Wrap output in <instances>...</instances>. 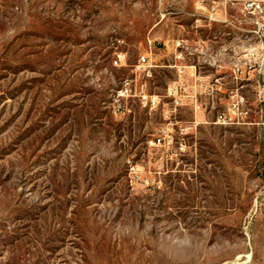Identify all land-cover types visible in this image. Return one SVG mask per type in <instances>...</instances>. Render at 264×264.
<instances>
[{
  "label": "rangeland",
  "instance_id": "374dc122",
  "mask_svg": "<svg viewBox=\"0 0 264 264\" xmlns=\"http://www.w3.org/2000/svg\"><path fill=\"white\" fill-rule=\"evenodd\" d=\"M0 264H264V0H0Z\"/></svg>",
  "mask_w": 264,
  "mask_h": 264
},
{
  "label": "crops",
  "instance_id": "0c3cea01",
  "mask_svg": "<svg viewBox=\"0 0 264 264\" xmlns=\"http://www.w3.org/2000/svg\"><path fill=\"white\" fill-rule=\"evenodd\" d=\"M184 42H185V40H184ZM188 46H189V49H190V52H191V50L193 49V47H192L191 44H188ZM195 50L198 51L200 54L207 56V54H206L207 53V47L205 46V44L199 43L196 46ZM220 54H222V52L221 51H218V53H216V57L213 59V61L209 60L210 59L209 58L208 60L207 59H204V62H207V63L209 62L213 66H222V63L218 62V59H217V56L220 55ZM205 58H207V57H205ZM185 60H186V58L184 57L183 63H182V73L183 74H186V75H189V78L190 79H193L196 82H199L201 85L204 84L207 81V79H208L209 76L206 75L201 69H199V68L202 67V64H200V65H198L196 63H190V64H188V63H186ZM235 65H236V63H233L232 64L233 67ZM188 67L192 69L189 72H187V68ZM218 70L219 69H217V71ZM215 79H216V82H221V80L223 79V76L222 75L215 76Z\"/></svg>",
  "mask_w": 264,
  "mask_h": 264
},
{
  "label": "built area",
  "instance_id": "2783aa9c",
  "mask_svg": "<svg viewBox=\"0 0 264 264\" xmlns=\"http://www.w3.org/2000/svg\"><path fill=\"white\" fill-rule=\"evenodd\" d=\"M257 7L260 8L261 5L258 4ZM258 32H259V30H258ZM173 45L175 46L176 49H189L188 44L185 43L184 40H176V41L173 42ZM182 56H183V51H180L177 57H178V58H182ZM140 62H141V63H146V62H148V56L145 55V54L142 55V56L140 57ZM180 69H181V68H180ZM238 69L240 70L239 67H238ZM149 72L151 73V69H149ZM128 84H129V82H127V85H125L123 88H121V89L119 90V96H120V97H124V96H126V95H133V94H130L131 88H130V86H129ZM141 96H142L143 98H147V97H148V95H147L146 93L141 94ZM117 110H118V111H125V107L123 106L122 103L118 102V104H117ZM245 113H247V112H245Z\"/></svg>",
  "mask_w": 264,
  "mask_h": 264
}]
</instances>
